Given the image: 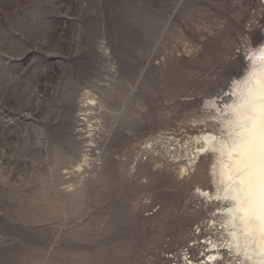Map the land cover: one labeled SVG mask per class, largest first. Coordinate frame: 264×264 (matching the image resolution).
<instances>
[{
    "label": "rangeland",
    "instance_id": "1",
    "mask_svg": "<svg viewBox=\"0 0 264 264\" xmlns=\"http://www.w3.org/2000/svg\"><path fill=\"white\" fill-rule=\"evenodd\" d=\"M263 47L264 0H0V264H252L196 192Z\"/></svg>",
    "mask_w": 264,
    "mask_h": 264
},
{
    "label": "bare ground",
    "instance_id": "2",
    "mask_svg": "<svg viewBox=\"0 0 264 264\" xmlns=\"http://www.w3.org/2000/svg\"><path fill=\"white\" fill-rule=\"evenodd\" d=\"M233 92L229 114L222 118L225 134L201 136L200 151L213 154L211 177L222 192L216 196L197 188L196 193L206 201L230 202L224 222L227 247L252 264H264V47L253 72ZM209 244L206 258L215 260L220 252L215 241Z\"/></svg>",
    "mask_w": 264,
    "mask_h": 264
}]
</instances>
